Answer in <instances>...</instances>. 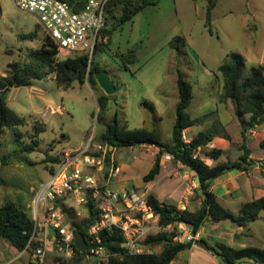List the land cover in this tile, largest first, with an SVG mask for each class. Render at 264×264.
I'll use <instances>...</instances> for the list:
<instances>
[{
	"label": "rangeland",
	"instance_id": "rangeland-1",
	"mask_svg": "<svg viewBox=\"0 0 264 264\" xmlns=\"http://www.w3.org/2000/svg\"><path fill=\"white\" fill-rule=\"evenodd\" d=\"M150 1L156 5L147 6L132 21L120 26L112 33L110 41L105 33L102 36L104 50L94 61L112 76L118 89L117 93L109 96V109L104 121L97 120V94L88 82H75L66 88L51 75L34 81L32 86L11 89L7 104L26 120L27 125L6 129L0 141L2 204L8 202L21 206L30 216L28 205L41 184L51 177L46 161L64 150L83 147L92 136L95 143L99 142L100 134L116 111L121 125L155 129L164 142L172 143L179 101L178 71L193 86V99L188 109L192 118L209 115L195 128L185 130L183 139L189 142L201 131L215 133L214 141L199 151V156L211 166L222 161H238L244 154L243 145L253 155L249 158L251 165L248 171L225 174L212 183L211 190L218 193L221 204L235 214L245 203L264 196V151L259 146L264 139V129L254 127L258 132L256 136L250 135L251 128L244 129L249 115L239 116L232 100L227 104L220 102L223 81L214 73L231 52L244 57L245 76L253 66L263 62L264 0L217 1L216 8L212 10V32L207 26L208 0ZM105 28L111 29V23ZM35 32L37 36L34 39L23 38ZM44 36L35 15L19 10L12 0H0V79L9 75L12 63H27L30 50L39 49ZM177 36L184 37L187 42L180 50L171 48L169 44ZM136 47L138 60L126 71L122 68L119 54ZM66 58L63 52L58 55L61 61ZM98 94L105 93L101 89ZM49 105L55 108L62 106L64 113L49 115L44 120L42 115ZM35 124L46 128L38 137L39 149L31 154L23 153L16 140L29 144ZM214 148L223 151L218 160L209 156ZM159 151L158 147L146 144L117 148L113 157L121 168V174L115 178L114 188H134L146 196L154 195L162 203L198 210L202 196L197 175L181 163L166 161L163 156L161 173L154 181H143L154 166ZM74 213V221L88 216L85 208L74 210ZM151 233H174L176 241L192 239L191 228L184 223L154 228ZM53 234L50 231V235ZM199 237L205 238L212 246L224 243L234 248H264V212L258 220L248 222L244 227L231 221L207 222L194 239ZM0 243L3 245L0 262L19 256L9 242L1 240ZM147 247L152 253H160L162 249L161 245ZM27 260L25 255L15 264H27ZM56 261L52 249L49 264ZM74 264H87V260L79 258ZM176 264L225 263L219 256L209 258L184 251L179 254ZM242 264L250 263L244 261Z\"/></svg>",
	"mask_w": 264,
	"mask_h": 264
},
{
	"label": "trees",
	"instance_id": "trees-1",
	"mask_svg": "<svg viewBox=\"0 0 264 264\" xmlns=\"http://www.w3.org/2000/svg\"><path fill=\"white\" fill-rule=\"evenodd\" d=\"M68 1L74 2L77 5V10H80L86 2V0ZM208 2L207 26L212 32V10L215 8L217 0H208ZM149 5H156V3L150 0H110L106 5V24L111 23V29L104 28L102 35L105 33L110 41L115 30L132 21L139 12ZM36 36L35 32L23 38L32 40ZM169 44L171 48L180 50L187 45V42L184 37L177 36ZM137 49L136 47L127 53L119 54L124 70L129 71L130 66L137 62ZM103 50L102 39L95 47L91 64L85 55L68 57L61 61L58 59L59 51L56 45L45 35L42 46L39 49L30 50L27 63H12L9 66V75L0 79V141L6 129H16L27 125L26 120L17 115L7 104L11 89L32 86L34 81L43 80L51 75L55 76L59 85L66 88L72 87L75 82L81 84L88 82L91 89L97 94L99 109L97 120L98 122L104 121L109 109L110 97L98 94L101 89L96 79V73L105 70L94 61L97 54L102 53ZM244 64L245 59L240 53L231 52L226 55L223 63L214 73L217 79L220 77L223 81V94L220 96V102L227 104L228 100H232L237 106L239 116L249 115L244 129H250L264 124V65L253 66L245 76ZM177 73L179 103L176 107L172 143L164 142L155 129L129 128L127 125H121L117 111L100 134L99 142L108 144L114 149L132 148L145 144L158 147L160 151L154 166L143 177V181L146 183L154 181L161 173V162L165 153L171 154L174 161L181 163L199 177L202 204L196 211L162 203L152 194L147 196L148 205L159 217L160 226L166 228L184 223L191 228L193 237L197 236L207 222L231 221L239 227H244L248 222L258 220L264 212V196L245 203L240 212L235 214L219 202L211 188L212 183L225 174L233 171H248V166L251 165L249 161L251 150L243 145L244 154L238 161H222L213 166L199 155L195 156L199 150L213 142L216 135L210 131H201L188 143L183 139L185 130L201 124L209 115L192 118L188 109L193 99V86L184 78L182 72L178 71ZM45 130V126L35 124L31 135L32 141L27 145L17 139L21 151L26 154L36 152L40 146L38 137ZM259 146L264 150V139L260 141ZM112 153L113 151L109 152L108 157ZM222 154L221 149L214 148L209 156L218 160ZM46 162H48V169L52 174L55 165L60 162V158L58 155H52ZM85 209L88 216L79 221H74L76 218L74 210L68 211L67 222L71 225L75 238L78 235H83L88 240L89 229L100 218V212L91 203ZM33 232L34 222L23 207L8 202L0 205V240H6L21 253L29 244ZM99 236L100 245L105 247L110 255L109 264H172L181 252L190 250L194 244L221 257L225 264H240L246 260L264 264V248L254 246L234 248L224 243L212 246L203 237L180 242L175 240L174 233L150 235L145 244L147 246L161 245V252L131 255L123 248L124 239L118 228L113 230L105 228L99 233ZM76 254L69 264H74L75 261L82 258L79 250H76Z\"/></svg>",
	"mask_w": 264,
	"mask_h": 264
},
{
	"label": "built area",
	"instance_id": "built-area-1",
	"mask_svg": "<svg viewBox=\"0 0 264 264\" xmlns=\"http://www.w3.org/2000/svg\"><path fill=\"white\" fill-rule=\"evenodd\" d=\"M12 1L19 10L38 18L59 55L62 52L67 58L85 55L89 64L92 63L95 47L103 39L106 5L110 0H86L80 10L68 0ZM57 113L62 115L64 108L49 105L42 118L46 120L49 115ZM249 133L251 136L258 134L255 128H251ZM94 139L92 136L83 147L57 154L60 162L28 205L30 218L34 222L29 244L16 259L1 264H15L25 255L28 257L27 264H49L52 249L57 260L54 264H69L76 257L78 249L73 229L67 222V212L86 208L90 203L100 212V218L89 229L86 251H79L87 264H109L110 255L100 245L99 233L105 228L120 230L127 253H152L145 241L152 235L151 230L164 228L159 225V217L148 205L145 194L134 188H114L113 182L121 174V168L115 163L114 152L108 157L112 146L95 143ZM199 151L195 156L199 155ZM164 158L166 161L173 160L169 153H165ZM50 231L54 234L50 235ZM246 262L262 264L254 260Z\"/></svg>",
	"mask_w": 264,
	"mask_h": 264
},
{
	"label": "water",
	"instance_id": "water-1",
	"mask_svg": "<svg viewBox=\"0 0 264 264\" xmlns=\"http://www.w3.org/2000/svg\"><path fill=\"white\" fill-rule=\"evenodd\" d=\"M96 79L99 87L104 91L107 96H111L117 93L118 89L116 88L112 76L107 71H100L96 73ZM113 151V147H111ZM198 184L200 183L199 177H197ZM75 246L80 252H85L88 246V243L83 235H78L75 238Z\"/></svg>",
	"mask_w": 264,
	"mask_h": 264
},
{
	"label": "crops",
	"instance_id": "crops-1",
	"mask_svg": "<svg viewBox=\"0 0 264 264\" xmlns=\"http://www.w3.org/2000/svg\"><path fill=\"white\" fill-rule=\"evenodd\" d=\"M217 1H219V0H217ZM217 3V2H216ZM215 8H216V6H215ZM214 8V9H215ZM262 57H264V46H263V48H262ZM244 58V57H243ZM259 65H264V60H263V62L262 63H260ZM113 79V78H112ZM14 89V88H13ZM178 103H179V101H178ZM178 103H177V105H178ZM177 105H176V107H177ZM45 124V123H44ZM194 128H195V126H194ZM255 128H258L259 130L260 129H264V124L262 125V126H259V127H255ZM256 130V129H255ZM257 131V130H256ZM258 133V132H257ZM116 149H114L113 148V152L115 151ZM264 151V150H263ZM250 158H253V155H252V153H251V155H250ZM192 173H195V172H193V171H191ZM230 191H235V190H233V189H229ZM215 194H216V196H217V198H218V200H219V202H220V195L218 194V193H216V192H214ZM221 203V202H220ZM2 204V201L0 200V205ZM200 233V232H199ZM198 233V234H199ZM197 234V235H198ZM196 237V236H195ZM200 238V237H199ZM176 239V238H175ZM195 239H198V238H195ZM1 241V240H0ZM180 242H183V241H180ZM2 247H3V245L0 243V256H1V249H2ZM17 251V250H16ZM186 251H190L192 254H194V253H196V254H203L204 256H208L209 258H216L217 256L216 255H214V254H212L211 252H209V251H206V250H204L203 248H201V247H199L198 245H196V244H194L193 245V247L190 249V250H186ZM18 252V251H17ZM184 252V251H183ZM182 253V252H181ZM180 253V254H181ZM18 254H19V252H18ZM179 256V255H178ZM178 259V257L175 259V261L172 263V264H176V260ZM10 260H12V259H9V260H5V261H3V262H0V264L1 263H4V262H6V261H10Z\"/></svg>",
	"mask_w": 264,
	"mask_h": 264
}]
</instances>
